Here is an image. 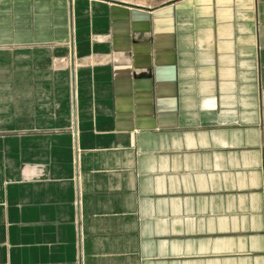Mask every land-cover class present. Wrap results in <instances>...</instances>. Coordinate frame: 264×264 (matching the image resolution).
<instances>
[{"label":"crops","instance_id":"1","mask_svg":"<svg viewBox=\"0 0 264 264\" xmlns=\"http://www.w3.org/2000/svg\"><path fill=\"white\" fill-rule=\"evenodd\" d=\"M0 264H264V0H0Z\"/></svg>","mask_w":264,"mask_h":264}]
</instances>
